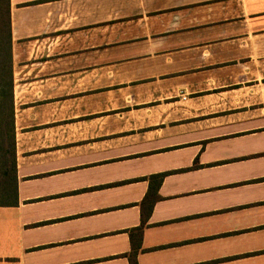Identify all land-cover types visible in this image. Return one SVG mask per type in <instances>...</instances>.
<instances>
[{
	"label": "crops",
	"instance_id": "0c3cea01",
	"mask_svg": "<svg viewBox=\"0 0 264 264\" xmlns=\"http://www.w3.org/2000/svg\"><path fill=\"white\" fill-rule=\"evenodd\" d=\"M9 8L17 205L0 207V264H130L159 173L136 264H264V0Z\"/></svg>",
	"mask_w": 264,
	"mask_h": 264
},
{
	"label": "trees",
	"instance_id": "16d2710c",
	"mask_svg": "<svg viewBox=\"0 0 264 264\" xmlns=\"http://www.w3.org/2000/svg\"><path fill=\"white\" fill-rule=\"evenodd\" d=\"M167 173L150 175L147 192L139 203L140 225L131 230L137 240L131 245L129 263L136 264L135 254L139 248L141 231L151 209L159 200L158 188ZM17 205L15 176V128L13 77L11 62V33L9 0H0V207ZM132 239V234H130Z\"/></svg>",
	"mask_w": 264,
	"mask_h": 264
},
{
	"label": "rangeland",
	"instance_id": "374dc122",
	"mask_svg": "<svg viewBox=\"0 0 264 264\" xmlns=\"http://www.w3.org/2000/svg\"><path fill=\"white\" fill-rule=\"evenodd\" d=\"M219 237H223V235L219 236ZM11 242V239L9 238V242L8 244H10ZM216 254H226L227 253V250L226 249H220V247L217 248V250L215 251ZM235 259V258H233ZM228 260L225 259V258H218V259H215V260H212V261H209L207 263H203V264H221V263H226ZM229 262V261H228ZM232 263L231 264H236L235 261H231ZM228 264V263H227Z\"/></svg>",
	"mask_w": 264,
	"mask_h": 264
}]
</instances>
